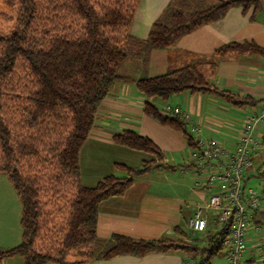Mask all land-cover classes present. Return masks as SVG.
Here are the masks:
<instances>
[{
	"label": "trees",
	"instance_id": "obj_1",
	"mask_svg": "<svg viewBox=\"0 0 264 264\" xmlns=\"http://www.w3.org/2000/svg\"><path fill=\"white\" fill-rule=\"evenodd\" d=\"M18 1L15 26L9 33H0V173L6 175L21 203L22 238L16 246L0 251V260L20 256L23 264H66L71 252L91 260L101 243L96 235L99 203L122 195L153 162L138 168L116 164L126 174L106 175L93 187L81 182L80 149L95 125L99 104L116 83L133 81L119 74V65L139 57L146 66L153 49L174 46L200 25L218 21L230 7L257 10L262 0H171L146 39L129 33L139 0ZM64 16L68 18L60 20ZM70 16L77 23L70 22ZM244 54L264 57V48L252 42H231L214 56ZM216 67L217 60L210 58L134 84L147 98L166 100L182 91L213 88L231 101V94L210 82ZM15 71L27 75L18 94L10 79ZM144 113L181 131L192 145V137L177 116L148 101ZM113 140L161 158L156 145L137 132L126 130ZM260 175L264 176V169ZM228 233L229 227L223 226L197 238L203 241L201 249L168 238L136 241L114 235L101 258L186 249L197 255L194 264H213Z\"/></svg>",
	"mask_w": 264,
	"mask_h": 264
},
{
	"label": "crops",
	"instance_id": "obj_2",
	"mask_svg": "<svg viewBox=\"0 0 264 264\" xmlns=\"http://www.w3.org/2000/svg\"><path fill=\"white\" fill-rule=\"evenodd\" d=\"M169 1L139 0L129 33L138 39H146L152 23ZM225 12L218 21L200 25L183 35L174 46L153 49L149 52L146 66L139 57L128 58L119 65V74L133 81L116 83L99 104L95 125L80 149L81 182L86 187H93L106 175L124 176L125 170L117 168L116 164L138 168L147 161L153 162L145 174L133 179L122 195L111 196L99 203L96 235L101 243L96 248V257L85 260L78 253L71 252L65 258L66 264H194L197 260L186 249L149 252L141 256L118 254L107 259L101 258V255L114 235L136 241L160 238L175 242L182 240L183 235L189 232L186 220L195 212V202H203L208 197V192L198 190L194 174L184 172L185 151L188 148L186 136L144 113L145 102H151L156 107L163 103L161 108L158 107L161 110L167 104L183 107L190 113L192 124L198 123L205 136L214 137L224 146L236 142L244 115L264 106V57L247 54L223 58L214 56L217 49L231 42H252L264 48V0L257 10L253 6L246 10L233 6ZM210 58L217 60L210 82L218 90L231 94L233 100H228L226 95L215 92L213 88L208 92L182 91L166 100L147 98L134 84L141 78ZM234 100L241 104H234ZM126 130L150 139L159 149L161 158L114 142L113 136ZM262 132L264 134V123L257 129L258 137ZM260 153L261 150L252 158V162ZM252 162L246 171V184L253 174ZM260 201V210L247 231L243 264H264V260H261L264 255V199ZM21 208L6 175L0 173V251L14 247L21 241ZM206 215L205 231L190 230L196 234L192 239H201L218 228L212 213L208 211ZM0 264H23V258L8 257L0 260Z\"/></svg>",
	"mask_w": 264,
	"mask_h": 264
},
{
	"label": "built area",
	"instance_id": "obj_3",
	"mask_svg": "<svg viewBox=\"0 0 264 264\" xmlns=\"http://www.w3.org/2000/svg\"><path fill=\"white\" fill-rule=\"evenodd\" d=\"M163 111L177 116L188 127L193 143L185 151L184 172L193 173L198 190L208 192L205 201L195 202L196 210L186 220L187 229L204 232L206 214L210 211L218 225L216 230L229 227V233L223 239L224 264H243L247 231L260 210L259 197L245 183V175L252 158L264 146V141L257 136L258 127L264 123V106L244 115L236 142L231 146L205 136L198 123H191L190 113L183 107L167 104ZM261 260H264V255Z\"/></svg>",
	"mask_w": 264,
	"mask_h": 264
},
{
	"label": "rangeland",
	"instance_id": "obj_4",
	"mask_svg": "<svg viewBox=\"0 0 264 264\" xmlns=\"http://www.w3.org/2000/svg\"><path fill=\"white\" fill-rule=\"evenodd\" d=\"M50 1H53V0H50ZM56 1H58L57 3L59 4L62 0H55V2ZM99 1L100 2L101 1L106 2V0H99ZM60 7L65 8V6H60ZM18 9H19V1L18 0H0V33L6 34L12 30V28L15 26V19H16V14H17ZM66 16H68V14ZM66 16H64L60 20H65ZM58 18L59 17L57 16V19ZM68 20H70V22H72L73 24L77 23V21L75 20V18L73 16H70V18ZM26 76L27 75L25 73L22 76L21 72H19V71H15L13 74H11V76H10L11 85L13 86V90H15V93L18 94L19 92H21L22 81H23V79H25ZM158 101H160V100L158 99ZM9 103H11V101ZM160 103H161V101H160ZM162 105H163V103H161L160 107L159 106L158 107L161 108ZM257 136H258V134H257ZM262 136L264 137L263 132L259 134L258 138L260 140H264ZM259 152H260V150H259ZM25 159H27V158H25ZM263 161H264V148L261 149L260 155L252 162L253 163L252 165L254 167V170L252 172L253 174L247 180V186L250 188H253L255 193L259 197V203L261 202L260 201L261 199L262 200L264 199V188H263L264 176L260 175L264 169ZM259 172H260V174H259ZM2 174H4V173H2ZM260 206H261V203H260ZM188 235H189V237H188ZM195 235L189 230V232H187V234L183 235L185 238L183 237L182 240H180L178 242H181V241L187 242V243L189 242L190 244L191 243H193V244L199 243L200 244L199 248L201 249L202 245H203V241H198L196 238L192 239V236L194 237ZM201 236H203V234ZM96 253H97V250H96ZM224 253H225V247L222 249V252L219 256H216L213 258V264H217V263L224 264L226 261ZM193 255L197 257V255H195V254H193Z\"/></svg>",
	"mask_w": 264,
	"mask_h": 264
}]
</instances>
